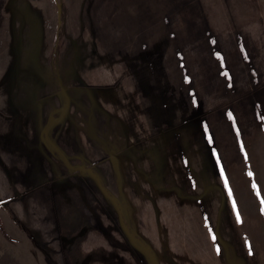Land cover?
Listing matches in <instances>:
<instances>
[{
  "label": "rangeland",
  "instance_id": "rangeland-1",
  "mask_svg": "<svg viewBox=\"0 0 264 264\" xmlns=\"http://www.w3.org/2000/svg\"><path fill=\"white\" fill-rule=\"evenodd\" d=\"M0 264H264V0H0Z\"/></svg>",
  "mask_w": 264,
  "mask_h": 264
},
{
  "label": "trees",
  "instance_id": "trees-1",
  "mask_svg": "<svg viewBox=\"0 0 264 264\" xmlns=\"http://www.w3.org/2000/svg\"><path fill=\"white\" fill-rule=\"evenodd\" d=\"M67 116H68V113H65L64 114V116H62L61 118V121H63V120H65L66 118H67ZM70 117V116H69ZM62 126V124H57V125H55V126H53L52 127V131L51 132H49L50 133V135H52V137L54 138L53 140L56 142V143H61V141H59V138H62V139H64L63 137H64V135H65V137H70V135H69V133H68V131L66 130V128H65V124L63 125V132L61 131V133L60 134H62L61 136H57L56 135V132H57V129L59 128V127H61ZM58 133V132H57ZM64 134V135H63ZM66 141H67V138H66ZM69 141V140H68ZM64 144V143H63ZM67 145V144H66ZM78 145L79 146H81L83 149H84V145H82V143H80V141L78 142ZM74 146H75V144H74ZM81 147H80V150H81ZM76 148V147H75Z\"/></svg>",
  "mask_w": 264,
  "mask_h": 264
},
{
  "label": "flooded vegetation",
  "instance_id": "flooded-vegetation-1",
  "mask_svg": "<svg viewBox=\"0 0 264 264\" xmlns=\"http://www.w3.org/2000/svg\"><path fill=\"white\" fill-rule=\"evenodd\" d=\"M47 134V135H46ZM47 136V138H46ZM41 138L44 139L45 138V144L48 148H50V146H53V149L55 150L56 153V149L59 148L56 144V142L53 140L54 138L52 137V135H50V133L48 132H44L43 134H41ZM55 145V146H54ZM55 147V148H54Z\"/></svg>",
  "mask_w": 264,
  "mask_h": 264
},
{
  "label": "water",
  "instance_id": "water-1",
  "mask_svg": "<svg viewBox=\"0 0 264 264\" xmlns=\"http://www.w3.org/2000/svg\"><path fill=\"white\" fill-rule=\"evenodd\" d=\"M63 88H65V87H63ZM111 156H112V157L115 156V155H114V152H111ZM80 169H81V170H84V167H81ZM89 170H90V169H89ZM91 172H92V170H91ZM93 174H94V173H93ZM94 175H95V174H94ZM97 181H98V184H99L100 189L104 190V186H103L102 182L100 181V179L97 178ZM104 192L107 193L105 190H104Z\"/></svg>",
  "mask_w": 264,
  "mask_h": 264
}]
</instances>
